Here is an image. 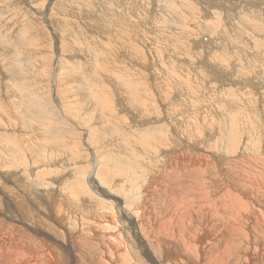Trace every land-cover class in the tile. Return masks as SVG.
I'll return each instance as SVG.
<instances>
[{"label":"rangeland","instance_id":"374dc122","mask_svg":"<svg viewBox=\"0 0 264 264\" xmlns=\"http://www.w3.org/2000/svg\"><path fill=\"white\" fill-rule=\"evenodd\" d=\"M173 212L264 218V0H0V264H153Z\"/></svg>","mask_w":264,"mask_h":264},{"label":"bare ground","instance_id":"6f19581e","mask_svg":"<svg viewBox=\"0 0 264 264\" xmlns=\"http://www.w3.org/2000/svg\"><path fill=\"white\" fill-rule=\"evenodd\" d=\"M21 37V36H20ZM22 39V42L24 41L23 38ZM16 88V87H15ZM18 89V88H17ZM20 91L22 92V90L20 89ZM28 91H30L28 89ZM18 92V91H17ZM36 92V91H35ZM33 93V92H31ZM37 94V92H36ZM21 95V99L23 98H26L24 97L23 94H20ZM35 95V94H34ZM36 96V95H35ZM37 98V96H36ZM27 99V98H26ZM40 99V98H39ZM34 100H36L34 98ZM39 101V100H38ZM41 101V100H40ZM104 101V100H103ZM37 102V101H36ZM106 102V101H105ZM19 103L23 104V105H28L26 100H23V101H19ZM103 103V102H102ZM35 107V106H34ZM42 108V107H41ZM146 109V108H145ZM136 153V152H135ZM134 155V154H133ZM131 156V155H130ZM138 156V155H137ZM138 158V157H137ZM156 160V159H155ZM143 165V164H142ZM154 165V164H153ZM152 165V166H153ZM136 166V165H135ZM146 166V165H145ZM161 166L163 167L164 165L161 164ZM145 168V167H144ZM148 168V167H146ZM157 170V169H156ZM158 172V171H157ZM135 176V174L133 175ZM132 177V176H131ZM155 177V176H154ZM134 178V177H133ZM135 179V178H134ZM207 183V182H206ZM191 185V184H190ZM68 186V185H67ZM153 186V185H152ZM156 186V185H155ZM193 186V185H192ZM59 187V186H58ZM195 187V186H194ZM154 190L155 187L153 186ZM193 188V187H191ZM196 188V187H195ZM71 189V188H70ZM80 189V188H79ZM146 189H149V188H146ZM161 189V188H159ZM59 190V189H58ZM97 190V188H95V191ZM151 191V188L149 189ZM153 190V191H154ZM207 190V189H206ZM147 192V190H145ZM152 191V192H153ZM160 191V190H159ZM187 191V190H185ZM184 191V192H185ZM191 191V190H190ZM194 191H197V190H194ZM144 192V193H146ZM156 192V191H155ZM158 192V191H157ZM156 192V193H157ZM193 192V190H192ZM183 193V192H181ZM152 195V193H149ZM190 194V193H189ZM192 194V193H191ZM205 195V194H204ZM148 196V195H147ZM147 196H145L144 194V197L146 198ZM186 196V195H185ZM196 196V194H195ZM151 197V196H150ZM207 200V199H206ZM117 201V200H116ZM127 201V200H126ZM126 201L124 202V204H126L128 206V208H131V203L130 206H129V202L131 201H127L128 203H126ZM209 201V200H208ZM118 202V201H117ZM119 203V202H118ZM148 205V202L146 203ZM119 205V204H118ZM122 205V204H120ZM125 205V206H126ZM133 206V205H132ZM137 206V205H136ZM139 206V205H138ZM137 206V208L139 209V207ZM144 208V207H143ZM118 210V209H117ZM132 209H130L131 211ZM180 210V209H179ZM120 211V209H119ZM128 211V210H126ZM137 211V210H136ZM139 211V210H138ZM137 211V212H138ZM134 212V211H133ZM174 212H176L174 210ZM174 212L172 214H168V213H165V215L163 216V219L160 220L158 222V226H159V230H164V233L161 231L160 232V236L156 237L155 238V241H154V250L152 251L150 247H148V243H144L143 246L140 245V248L142 249L143 251V254L146 252L149 256V259H152V262L153 264H231L233 263V261L236 258V256H239L238 258L240 259L241 263L240 264H264V262H262V260H264V246H263V243L261 244V242H259L260 244L257 245L256 247H252V246H248L247 243L246 245L248 246L245 250H243V242H247L246 240H249L248 237H245V232L249 230L250 226H252V229L254 230H258V233L261 234V232H264V228H263V223L264 222V218L260 215H257L256 216V219L253 218L252 216L250 215H242V214H235L234 216H229L227 218H225L224 220H219V223L221 224V230L219 228H212L213 231H216L214 233H216L214 236H216L215 238L213 237V240L210 239V236L209 234H211V229H210V233L208 232L209 229L206 228V226H204V223H201V222H197L195 220H193V217L194 215H189V217H185L184 214H174ZM177 213V212H176ZM125 214V213H124ZM139 214V212H138ZM149 214V213H147ZM121 215V213H120ZM140 215V214H139ZM197 216L201 217L202 219H208L210 217V215H208L205 211H201V212H197L196 213ZM72 216V215H71ZM122 216V215H121ZM125 221H126V225H129L130 223H132L134 226H135V229H137L135 232H133V235L136 236L137 234H139V227H138V222L136 220V213L135 215H132V213H128V214H125ZM150 216V214H149ZM244 219H246V222L244 221ZM155 220V219H154ZM122 221V220H121ZM108 222H110L108 220ZM257 222H261L262 224H258ZM196 225V231L194 234H189L188 236H186V239L182 238L181 233H182V225H187V226H190L192 224ZM174 224L177 226V233H179V235H177L176 233H174ZM119 225V224H118ZM110 226V225H108ZM216 226V225H215ZM115 227V226H114ZM220 227V225H219ZM112 228V227H111ZM251 229V228H250ZM251 229V230H252ZM130 230H132L130 227L127 229V231L131 232ZM218 230V231H217ZM220 230V231H219ZM253 232V231H252ZM159 233V232H157ZM244 234V237L243 235L241 237H236V236H239L241 234ZM77 234V233H76ZM94 234V233H93ZM176 234V235H175ZM107 235V234H106ZM111 235V234H110ZM113 235V234H112ZM111 235V236H112ZM132 235V234H131ZM140 235V234H139ZM163 235V236H161ZM68 236V235H67ZM78 236V235H77ZM94 236V235H92ZM165 236V237H164ZM213 236V235H212ZM226 236V240H224L222 237ZM109 237V236H107ZM115 237V236H114ZM141 237V236H140ZM236 237V239L234 238ZM251 237V234L250 236ZM75 237H71V241L72 239L74 240H77V239H74ZM92 238V237H91ZM95 238V237H94ZM105 238V237H104ZM118 238V237H117ZM83 239H85L83 237ZM90 239V238H89ZM96 239V238H95ZM111 239V238H110ZM257 239V238H256ZM113 240V238H112ZM116 238L114 239V242H115ZM140 240V239H139ZM145 240V239H144ZM218 241L217 244H214L212 245L211 243L213 241ZM224 240V241H223ZM253 240V239H252ZM258 240V239H257ZM99 241V239H98ZM118 241V239H117ZM121 241V240H120ZM119 241V242H120ZM73 242V243H74ZM90 241L88 240V243ZM97 242V241H96ZM95 242V243H96ZM111 242V241H110ZM113 242V243H114ZM143 242V241H142ZM249 242V241H248ZM109 243V242H108ZM118 243V242H117ZM258 243V242H257ZM78 244V243H76ZM115 244V243H114ZM122 244V243H121ZM121 244H120V248L122 249L123 247H121ZM253 244V243H251ZM87 244H85L86 246ZM89 245V244H88ZM116 245V244H115ZM119 245V244H117ZM123 245V244H122ZM150 245V244H149ZM224 246V251L222 253V257L224 258V260L220 263H217L216 261H218L220 259V255H216L214 256L213 255V252H211L212 248H219L220 246ZM74 246H75V243H74ZM78 245H76L75 247L79 248L80 247H77ZM114 246V245H113ZM96 247V246H95ZM99 247V246H98ZM107 247V246H106ZM117 247V246H115ZM212 247V248H211ZM75 248V249H76ZM108 248V247H107ZM110 248V247H109ZM139 248V247H137ZM86 249V248H85ZM82 248V250H85ZM102 248H100L101 250ZM117 249H119L117 247ZM115 249V250H117ZM124 249V248H123ZM122 249V250H123ZM54 250V249H53ZM78 250L76 249L75 251L78 252ZM105 250V248H104ZM107 250V249H106ZM114 250V248H113ZM121 250V251H122ZM72 251V250H71ZM81 251V249L79 250ZM119 250V252H121ZM141 251V252H142ZM3 252V250H2ZM5 252V250H4ZM82 252V251H81ZM84 252V251H83ZM97 252V251H96ZM95 252V253H96ZM98 252H101V251H98ZM112 251H109V253L111 254ZM116 252V251H115ZM118 252V251H117ZM31 254V253H30ZM55 254V252H54ZM57 254V253H56ZM55 254V257L53 255L52 260L54 258L57 259L55 260V262L52 263V261L50 262H47L45 260L44 263L45 264H62V261H63V258H59V257H64V256H61L59 255L58 258ZM76 254V253H75ZM75 254L73 253V258L75 257L76 260H78L75 256ZM79 254V253H78ZM81 254V253H80ZM83 254V253H82ZM81 254V255H82ZM102 254V253H101ZM115 254V253H114ZM118 254V253H117ZM122 254V253H121ZM119 254V255H121ZM142 254V253H141ZM34 255V254H33ZM42 255V253H41ZM77 255V254H76ZM95 255V254H94ZM137 255V254H135ZM212 255V256H211ZM99 256V254H98ZM104 256V254H103ZM102 256V257H103ZM117 256V255H116ZM122 256V255H121ZM151 256V257H150ZM38 257V256H37ZM82 258V256H80ZM78 257V258H80ZM84 257V256H83ZM123 257V256H122ZM121 257V258H122ZM207 257H210L209 260H206ZM68 258V257H67ZM97 258V257H96ZM99 258V257H98ZM97 258V259H98ZM105 258V256H104ZM103 258V259H104ZM145 258V256H144ZM36 259V258H35ZM38 259V258H37ZM41 259V258H40ZM43 259V257H42ZM41 259V260H42ZM66 259V258H65ZM73 259V260H75ZM146 259V258H145ZM39 260V259H38ZM80 260V259H79ZM87 260V259H86ZM85 258H84V261H86ZM106 260H107V257H106ZM109 260V259H108ZM114 258L112 260H110V262L108 261L109 264H116L117 262H120V261H113ZM119 260V259H118ZM121 260V259H120ZM129 260V259H128ZM142 260V259H141ZM36 261V260H35ZM61 263H60V262ZM68 261V260H67ZM66 261V262H67ZM83 261V260H82ZM99 261V260H98ZM124 261H125V258H124ZM38 262V261H37ZM41 262V261H39ZM59 262V263H58ZM64 262V261H63ZM74 263V261H72ZM78 262V263H77ZM107 261H105L106 263ZM138 262H141V261H138ZM143 262V261H142ZM42 263V262H41ZM40 263V264H41ZM43 263V264H44ZM65 263V262H64ZM71 263V261H70ZM86 264V262H84ZM96 263V262H95ZM94 263V264H95ZM98 263V262H97ZM100 263V261H99ZM103 263V262H101ZM121 263V262H120ZM146 263V262H144ZM142 263V264H144ZM150 263V262H149ZM67 264H69V262H67ZM75 264H80L79 261H76ZM90 264V262H89ZM124 264H129L128 262H124Z\"/></svg>","mask_w":264,"mask_h":264}]
</instances>
